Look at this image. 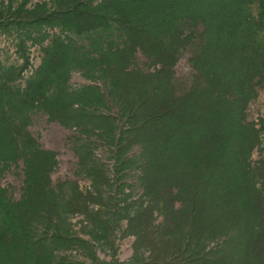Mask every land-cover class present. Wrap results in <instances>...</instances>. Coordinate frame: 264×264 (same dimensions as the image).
<instances>
[{"label": "trees", "instance_id": "1", "mask_svg": "<svg viewBox=\"0 0 264 264\" xmlns=\"http://www.w3.org/2000/svg\"><path fill=\"white\" fill-rule=\"evenodd\" d=\"M27 3L0 1V30L18 33L21 50L34 33V41L48 40L24 79L26 51H19L22 66L0 63V164L25 167L19 200L0 186V264H82L73 251L92 264H264V157L251 162L264 149V125L246 121L264 86V0ZM187 23L203 30L189 60L195 80L177 95L174 67L188 43L179 31ZM138 52L153 72L132 67ZM74 72L105 89L71 88ZM112 106L118 119L86 109ZM36 112L66 128L98 130L112 148V177L100 164L88 169L95 195L71 182L53 186L56 155L27 130ZM133 147L138 155H130ZM134 168L139 199L126 190ZM104 186L114 193L104 197ZM96 197L102 205L90 208ZM77 214L88 221L90 240L74 230ZM122 222V236L134 239L125 262L114 255ZM95 242L110 260L97 256Z\"/></svg>", "mask_w": 264, "mask_h": 264}, {"label": "rangeland", "instance_id": "2", "mask_svg": "<svg viewBox=\"0 0 264 264\" xmlns=\"http://www.w3.org/2000/svg\"><path fill=\"white\" fill-rule=\"evenodd\" d=\"M22 1L24 0H12L14 6H17ZM42 1L51 3L52 0H28L26 7L32 9L36 3ZM202 30L203 27L201 25L187 23L179 31L181 38L186 37L188 43L182 54L179 55L178 62L174 67V84L177 95H183L190 89L195 80L196 72L193 70L189 60L200 47ZM49 34L50 38H52V35L60 34V32L59 30L49 31ZM35 37H38L36 33L33 34L34 39ZM34 39L26 40V49L21 50L19 48L21 38L18 33L16 34L14 31L2 32L0 30V63L6 66H22L25 58H23V55L19 51H26L25 56L28 57V63L22 72V78L24 79L31 75L32 71L40 65L43 47L48 44V40L40 44L38 40L34 41ZM132 67H136L145 73L153 72L156 69L151 59L147 58L141 52L136 53ZM21 81L22 79L18 80L17 83ZM84 85L96 86L102 90L105 89L100 80L89 78L82 72H74L69 79V86L76 89ZM86 109H90L92 114H95V112L105 113L118 119L117 109L113 106L111 109L98 107H86ZM246 121L248 123H254L258 130L264 125V86L257 87L255 98L248 104ZM117 124L123 127L122 122H118ZM27 130L36 139L41 148L52 151L56 155L57 164L50 175L53 186H61L66 182H71L77 184L82 192H93V195H95L94 179L88 172V169L94 167L95 164H100L103 172L109 177H112L114 163L112 148L101 139L98 130L93 133H85L76 127L66 128L59 122L52 121L44 112H36L32 115V122ZM130 150V155L134 153L138 155L140 152L138 147H133ZM81 154H87L86 157L88 158L84 160L87 168L81 164ZM263 157L264 149L262 145L254 150L251 157L252 164H258ZM24 171L25 167L21 160L17 164H0V186L7 189L9 196L15 200H19L22 196V188L25 180ZM139 175L140 171L138 168L128 170L126 181L129 187L126 190L127 192H131L133 199H139L143 195V190L139 183ZM103 188L107 191L103 194L104 197L114 193L110 187L104 186ZM64 190L69 192L70 188L67 186ZM101 205L102 201L97 200V197L90 202V208L97 209ZM70 222L80 236L86 240L91 239L89 235L91 227L88 225L89 223L84 215H72ZM122 223L121 228L117 232V251L114 255L120 262H125L133 254L132 244L134 239L131 236H122V232L126 228V223ZM95 246L98 257L102 260H110L112 254L108 248H100L97 242H95ZM72 255L78 263L92 264V261L86 256L84 257L83 253L77 254L76 251H73Z\"/></svg>", "mask_w": 264, "mask_h": 264}]
</instances>
